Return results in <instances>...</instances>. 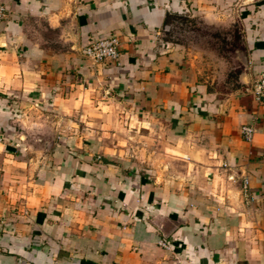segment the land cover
I'll list each match as a JSON object with an SVG mask.
<instances>
[{"label":"crops","instance_id":"crops-1","mask_svg":"<svg viewBox=\"0 0 264 264\" xmlns=\"http://www.w3.org/2000/svg\"><path fill=\"white\" fill-rule=\"evenodd\" d=\"M0 1V264H264V0ZM174 14L237 24L234 66Z\"/></svg>","mask_w":264,"mask_h":264},{"label":"rangeland","instance_id":"rangeland-1","mask_svg":"<svg viewBox=\"0 0 264 264\" xmlns=\"http://www.w3.org/2000/svg\"><path fill=\"white\" fill-rule=\"evenodd\" d=\"M168 29L164 38L185 46L188 56L194 59V63L207 70H220L224 66H234L244 42L237 24L210 25L199 17L189 14H174L168 17ZM223 67V68H226ZM235 72L226 79V83L234 82Z\"/></svg>","mask_w":264,"mask_h":264},{"label":"built area","instance_id":"built-area-1","mask_svg":"<svg viewBox=\"0 0 264 264\" xmlns=\"http://www.w3.org/2000/svg\"><path fill=\"white\" fill-rule=\"evenodd\" d=\"M9 10L4 3L0 1V21L7 19ZM82 54L95 63H100L106 60L118 61L121 55V43L117 37H111L99 42L90 43L83 47ZM253 95L259 102L264 100V69L260 72L255 80L253 87ZM253 125H244L242 127V134L247 141H251L255 134ZM243 193L249 197L250 186L249 181L246 180L243 186ZM167 247L165 242L160 243Z\"/></svg>","mask_w":264,"mask_h":264}]
</instances>
